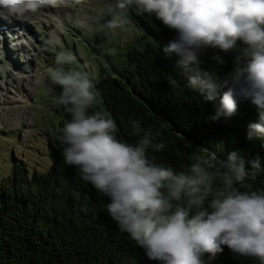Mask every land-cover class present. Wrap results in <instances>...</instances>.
<instances>
[{"label":"clouds","instance_id":"clouds-1","mask_svg":"<svg viewBox=\"0 0 264 264\" xmlns=\"http://www.w3.org/2000/svg\"><path fill=\"white\" fill-rule=\"evenodd\" d=\"M64 0H0V19L27 20ZM113 13L100 25L118 36L130 13L160 21L175 36L163 53L177 57L187 86L205 101L219 97L209 117L237 114L238 100L260 109L248 138L264 137V0H111ZM3 39V37H0ZM43 48L55 53L47 79L59 86L56 103L70 117L56 140L63 162L106 198L104 208L154 264H214L225 247L264 264V163L233 150L193 148L182 168L157 155L167 147L163 132L137 118L122 138L116 118L100 103L99 74L81 64L56 32ZM11 68V65H8ZM172 85L175 80L170 79Z\"/></svg>","mask_w":264,"mask_h":264},{"label":"trees","instance_id":"trees-1","mask_svg":"<svg viewBox=\"0 0 264 264\" xmlns=\"http://www.w3.org/2000/svg\"><path fill=\"white\" fill-rule=\"evenodd\" d=\"M130 19L132 36L126 43L120 39L121 45L108 46L109 56L87 60L99 74L100 103L92 111L110 112L129 140L135 139L127 134L129 118L159 128L167 147L157 155L178 168L189 162V144L221 149L225 156L238 150L264 163V137L248 138V125L259 120L261 110L250 99H239L236 115L210 121L219 97L205 101L187 86L177 57L162 51L175 32L148 15L133 11ZM54 110L58 122L43 132L48 168L36 171L19 162L0 182V264H154L107 216L106 198L64 164L56 135L70 117L58 104ZM214 264L256 261L225 247Z\"/></svg>","mask_w":264,"mask_h":264},{"label":"rangeland","instance_id":"rangeland-1","mask_svg":"<svg viewBox=\"0 0 264 264\" xmlns=\"http://www.w3.org/2000/svg\"><path fill=\"white\" fill-rule=\"evenodd\" d=\"M112 13L111 0H64L24 20L34 33L28 46L32 60L22 65L18 61L23 58L18 57L20 69L13 64L10 71L0 62V182L19 162L36 171L49 166L44 133L58 122L54 107L59 86L47 79L46 69L54 62L55 53L43 48L45 39L56 32L61 46L70 48L81 64L88 65L87 60L109 56V45H121L120 39L126 43L132 36L130 25L114 37L100 30Z\"/></svg>","mask_w":264,"mask_h":264},{"label":"bare ground","instance_id":"bare-ground-1","mask_svg":"<svg viewBox=\"0 0 264 264\" xmlns=\"http://www.w3.org/2000/svg\"><path fill=\"white\" fill-rule=\"evenodd\" d=\"M7 26L15 30L12 32L13 36L10 35L12 39H9L10 40L9 45H5L6 44L5 37L3 36V34H0V37H3V39H0V44L3 45V46L0 45V56H1L0 62L2 61L3 65L6 66V70L10 71V68L8 67V65L9 64L17 65L18 57L23 58V61L18 59L19 60L18 62L22 63V65H23V62H28V60L30 61L32 60V54L30 53L28 46L31 42V39L34 37V35L33 36L31 35L29 26L24 25V21L12 19L11 22L7 23ZM2 51L4 54H2ZM24 53L26 55L22 56V54ZM11 68H13V66H11ZM18 69H20L19 66H18ZM21 73H23V71H21Z\"/></svg>","mask_w":264,"mask_h":264}]
</instances>
